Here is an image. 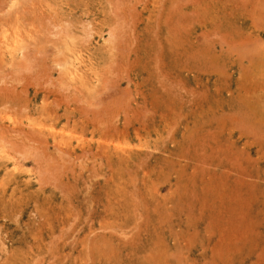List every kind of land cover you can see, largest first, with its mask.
Masks as SVG:
<instances>
[{"label":"rangeland","instance_id":"rangeland-1","mask_svg":"<svg viewBox=\"0 0 264 264\" xmlns=\"http://www.w3.org/2000/svg\"><path fill=\"white\" fill-rule=\"evenodd\" d=\"M0 264H264V0H0Z\"/></svg>","mask_w":264,"mask_h":264},{"label":"bare ground","instance_id":"bare-ground-1","mask_svg":"<svg viewBox=\"0 0 264 264\" xmlns=\"http://www.w3.org/2000/svg\"><path fill=\"white\" fill-rule=\"evenodd\" d=\"M5 42H6V41H5ZM11 42H12V41H11ZM8 44H9V43H8ZM8 44H7V45H8ZM11 44L13 45L14 43H11ZM7 45H6V46H7ZM11 47H13V46H11ZM14 47H16V46H14ZM5 49H6V48H5ZM12 50H13V48H11V51H12ZM15 50H16V49H15ZM73 62H74V61H73ZM81 63H82V62H81ZM78 71H80V70H78ZM81 71H82V70H81ZM81 71H80V72H81ZM74 72H75V71H74ZM72 73H73V72H72ZM74 74H75V73H74ZM78 75H79V74H78ZM74 76H75V75H74ZM79 76H80V75H79ZM82 76H83V75H82ZM75 77H76V76H75ZM13 124H14V123H13ZM127 124H128V123H127ZM50 129H51V128H50ZM52 130H53V129H52ZM114 132H115V131H114ZM44 134H45V133H44Z\"/></svg>","mask_w":264,"mask_h":264}]
</instances>
